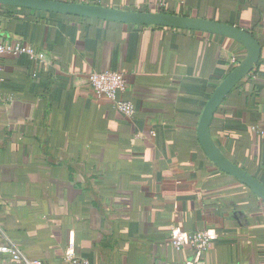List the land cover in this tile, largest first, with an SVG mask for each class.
I'll list each match as a JSON object with an SVG mask.
<instances>
[{"label": "crops", "instance_id": "obj_1", "mask_svg": "<svg viewBox=\"0 0 264 264\" xmlns=\"http://www.w3.org/2000/svg\"><path fill=\"white\" fill-rule=\"evenodd\" d=\"M57 1L172 10L248 31L260 59L210 132L264 185V0ZM0 38L38 55L0 59V246L42 264H65L69 242L89 264H264V202L216 168L197 138L206 102L245 55L241 45L3 5ZM101 70L123 74L132 118L94 95L89 75ZM172 228L208 231L204 257L176 250ZM0 264L22 263L0 252Z\"/></svg>", "mask_w": 264, "mask_h": 264}, {"label": "water", "instance_id": "obj_2", "mask_svg": "<svg viewBox=\"0 0 264 264\" xmlns=\"http://www.w3.org/2000/svg\"><path fill=\"white\" fill-rule=\"evenodd\" d=\"M0 5L136 26L204 32L230 39L241 45L245 49V55L217 85L206 102L198 122L197 138L206 158L216 168L236 179L264 202V185L228 159L216 146L210 132L218 109L231 91L249 76L260 59L261 47L248 31L227 23L179 14L124 10L57 0H0Z\"/></svg>", "mask_w": 264, "mask_h": 264}, {"label": "built area", "instance_id": "obj_3", "mask_svg": "<svg viewBox=\"0 0 264 264\" xmlns=\"http://www.w3.org/2000/svg\"><path fill=\"white\" fill-rule=\"evenodd\" d=\"M4 54L25 55L33 60L38 57L35 50L31 47L22 43L7 44L0 38V59ZM231 60L232 64L235 65V59ZM88 80L89 85L97 98L108 100L112 104L113 109L125 117L132 118L134 116V105L121 97L126 89V83L122 73L114 70L94 71L89 75ZM1 85L2 78L0 77V87ZM151 135H154L153 132H151ZM211 239L212 235L208 231L186 233L177 228H172L169 232L171 245L176 250H181L185 246L191 247L195 252L196 259H202L204 257ZM0 252L7 253L13 262L22 264H42L39 260L28 259L23 256L19 249H17L12 243L0 246ZM64 263L89 264L88 260L79 258L75 255L74 244L72 242L68 243L64 254Z\"/></svg>", "mask_w": 264, "mask_h": 264}, {"label": "trees", "instance_id": "obj_4", "mask_svg": "<svg viewBox=\"0 0 264 264\" xmlns=\"http://www.w3.org/2000/svg\"><path fill=\"white\" fill-rule=\"evenodd\" d=\"M138 11L153 12V11H150V10H141V9H139ZM158 12H161V13H168V14H175V12L172 11V10H171V11H166V10H164V9H159Z\"/></svg>", "mask_w": 264, "mask_h": 264}]
</instances>
